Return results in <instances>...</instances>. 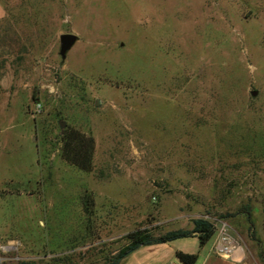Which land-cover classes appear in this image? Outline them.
<instances>
[{"label":"rangeland","instance_id":"1","mask_svg":"<svg viewBox=\"0 0 264 264\" xmlns=\"http://www.w3.org/2000/svg\"><path fill=\"white\" fill-rule=\"evenodd\" d=\"M0 2V264H109L199 217L264 264V0ZM58 120L92 136L90 171Z\"/></svg>","mask_w":264,"mask_h":264},{"label":"trees","instance_id":"2","mask_svg":"<svg viewBox=\"0 0 264 264\" xmlns=\"http://www.w3.org/2000/svg\"><path fill=\"white\" fill-rule=\"evenodd\" d=\"M59 156L67 164L74 166L81 171H90L92 168V155L94 150V141L91 135L72 128H63L59 136ZM82 212L86 222H89L93 211V198L89 191H84L80 196ZM88 224V223H87ZM213 224L206 218H194L190 229L177 228L167 230L163 233L153 234L147 228L134 229L129 231L125 238L126 243L119 247L116 254L112 256L109 264H116L117 260L134 249L135 247L152 242H165L172 239L188 237L196 234L198 245L201 246L210 237L213 232ZM174 256L181 264H193L196 259V253H186L176 251ZM7 264H29L25 261L11 262Z\"/></svg>","mask_w":264,"mask_h":264},{"label":"crops","instance_id":"3","mask_svg":"<svg viewBox=\"0 0 264 264\" xmlns=\"http://www.w3.org/2000/svg\"><path fill=\"white\" fill-rule=\"evenodd\" d=\"M2 13L3 7L0 2V16ZM213 242L208 247H206V242L199 246L198 237L193 234L165 242L142 244L120 257L116 264H167L177 261L174 256L176 251L196 253L197 256L193 264H250L242 249L240 254L235 257L220 256L213 250Z\"/></svg>","mask_w":264,"mask_h":264},{"label":"built area","instance_id":"4","mask_svg":"<svg viewBox=\"0 0 264 264\" xmlns=\"http://www.w3.org/2000/svg\"><path fill=\"white\" fill-rule=\"evenodd\" d=\"M217 228V235L213 242V250L216 254L226 257H235L241 252V247L230 232L229 226L224 220L217 219L212 223ZM167 264H177L168 262Z\"/></svg>","mask_w":264,"mask_h":264},{"label":"water","instance_id":"5","mask_svg":"<svg viewBox=\"0 0 264 264\" xmlns=\"http://www.w3.org/2000/svg\"><path fill=\"white\" fill-rule=\"evenodd\" d=\"M77 40V35L71 31H63L58 34V54L61 58H64L66 52L70 49L73 43ZM250 95L254 96L256 94V90H250ZM59 127V133L62 132L65 122L63 120L57 121Z\"/></svg>","mask_w":264,"mask_h":264}]
</instances>
